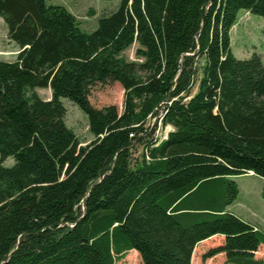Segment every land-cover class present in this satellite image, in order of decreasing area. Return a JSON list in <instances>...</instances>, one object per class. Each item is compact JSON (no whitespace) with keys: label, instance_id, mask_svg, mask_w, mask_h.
Segmentation results:
<instances>
[{"label":"trees","instance_id":"trees-1","mask_svg":"<svg viewBox=\"0 0 264 264\" xmlns=\"http://www.w3.org/2000/svg\"><path fill=\"white\" fill-rule=\"evenodd\" d=\"M241 10L264 16V0H121L86 32L64 6L0 0L20 49L0 59V264H116L132 249L144 264H192L214 235L224 243L205 258L264 264V231L229 209L232 177L264 181V62L233 53ZM109 81L122 111L89 99ZM62 97L87 114L90 143ZM162 108L172 129L159 140L148 122Z\"/></svg>","mask_w":264,"mask_h":264},{"label":"rangeland","instance_id":"rangeland-1","mask_svg":"<svg viewBox=\"0 0 264 264\" xmlns=\"http://www.w3.org/2000/svg\"><path fill=\"white\" fill-rule=\"evenodd\" d=\"M49 5H61L74 14L79 22L82 30L92 32L98 26V20L102 16H106L116 11L121 3V0H47ZM232 50L238 59H249L253 54H257L264 62V16L250 13L246 10H241L238 14L237 21L230 31ZM138 43L132 44L127 48L122 56L130 61L139 60L136 57V49ZM19 47L16 42L12 41L8 35V26L5 20L0 17V59L13 60L16 59ZM197 90L195 86L194 91ZM36 91L42 98H51L52 91L50 88H37ZM89 99L97 108H104L108 105H116L120 111L123 109L124 89L119 82L109 81L107 83H97L90 90ZM61 101L66 108L65 122L78 137L81 145H86L94 139L93 133L89 129V119L87 114L72 100L62 97ZM163 108L159 115L153 117L148 124L155 130L156 138H165L170 131L169 127L162 125ZM143 148V147H142ZM141 147L135 152L139 156L142 150ZM14 159L7 160L8 165H12ZM239 183L245 191V187H259L257 178L250 175H244L239 178ZM248 202L251 208L246 209L253 212H259L262 216L259 219H264V205L262 202H254L258 199L256 192H249ZM264 201V200H262ZM256 210V211H255ZM264 252V248H262ZM203 252L196 251L192 264H220L217 260V254L212 257H204ZM206 253V252H205ZM216 261V262H215ZM116 264H144L140 254L132 249L124 256L118 257Z\"/></svg>","mask_w":264,"mask_h":264},{"label":"crops","instance_id":"crops-1","mask_svg":"<svg viewBox=\"0 0 264 264\" xmlns=\"http://www.w3.org/2000/svg\"><path fill=\"white\" fill-rule=\"evenodd\" d=\"M44 99L49 100L50 98H44ZM244 175H250L252 177L257 178V182H258L257 185H259V187H248V188L245 187V191H243V187H241V185L239 183V178H242ZM232 179H234L238 183L239 188H240V192H239L237 199L233 202V204L229 207V209L232 212H234L237 216L241 217L243 220L253 224L254 226H256V228L264 231V219L258 218V217H261L262 215L259 212H257L256 210L255 211L257 214H255V212H253L251 214L250 211H246V209L251 208V206L249 207L250 204L247 203V205H246L244 203V202H246V200L248 202H250L247 197L250 198L249 192L254 191V192H256V195L258 196V199H255L254 202H256V201L260 202L261 201L262 205H264V201H262V200H264V197L262 194L263 182H264L263 179L258 177L257 175H255L253 172L234 176V177H232ZM247 207H249V208H247ZM224 240H225L224 235H214L208 239H205V240L199 242L194 249L192 259L194 258L195 252L197 250L200 252H203L202 254H205V252H207L210 248L222 245L224 243ZM262 248H264V244H261L259 246L258 250L255 252V257L258 259L264 258V252H262V250H263ZM217 257L220 258V260L219 259L217 260L220 264H225V261H226V253L225 252L218 253Z\"/></svg>","mask_w":264,"mask_h":264},{"label":"bare ground","instance_id":"bare-ground-1","mask_svg":"<svg viewBox=\"0 0 264 264\" xmlns=\"http://www.w3.org/2000/svg\"><path fill=\"white\" fill-rule=\"evenodd\" d=\"M162 112H164V110H163ZM162 112H161V114H162ZM162 116H164V114H163ZM161 119H162V118H161ZM165 127H169V128H170L171 126H170V125H167V126H165ZM158 139H159V140H162L163 138H162V139H161V138H158Z\"/></svg>","mask_w":264,"mask_h":264},{"label":"built area","instance_id":"built-area-1","mask_svg":"<svg viewBox=\"0 0 264 264\" xmlns=\"http://www.w3.org/2000/svg\"><path fill=\"white\" fill-rule=\"evenodd\" d=\"M164 114V112H162V115ZM172 128L170 127V130H171Z\"/></svg>","mask_w":264,"mask_h":264}]
</instances>
